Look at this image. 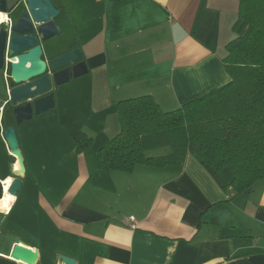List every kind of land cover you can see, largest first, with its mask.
<instances>
[{
	"label": "crops",
	"instance_id": "0c3cea01",
	"mask_svg": "<svg viewBox=\"0 0 264 264\" xmlns=\"http://www.w3.org/2000/svg\"><path fill=\"white\" fill-rule=\"evenodd\" d=\"M51 1L67 42L59 52L79 47L88 68L56 91L60 117L86 107L84 95L116 103L150 95L170 111L229 82L221 59L238 0ZM65 127L71 138L91 137L82 126ZM0 143L11 157L1 134ZM35 144L26 157L19 146L22 203L12 216L17 194L4 213L0 264H20L10 259L19 241L37 250L36 264H60L61 257L75 264H264V181L232 197L231 174H213L191 155L179 168L103 172L74 149V178L63 186L57 181L68 170L47 166ZM0 169V181L13 178L1 156ZM16 223L22 234L12 231Z\"/></svg>",
	"mask_w": 264,
	"mask_h": 264
},
{
	"label": "trees",
	"instance_id": "16d2710c",
	"mask_svg": "<svg viewBox=\"0 0 264 264\" xmlns=\"http://www.w3.org/2000/svg\"><path fill=\"white\" fill-rule=\"evenodd\" d=\"M232 32L226 85L170 111L150 95L116 103L118 132L96 152L100 171L179 168L191 155L213 174L229 171L232 197L264 181V0H238ZM72 140L76 153L92 143L82 132Z\"/></svg>",
	"mask_w": 264,
	"mask_h": 264
},
{
	"label": "water",
	"instance_id": "95a60500",
	"mask_svg": "<svg viewBox=\"0 0 264 264\" xmlns=\"http://www.w3.org/2000/svg\"><path fill=\"white\" fill-rule=\"evenodd\" d=\"M0 13L11 15L0 22V71L4 92L0 93V134L12 157L10 174L14 176L8 193L16 197L25 168L19 150L15 127L43 115L55 107V93L71 80L88 73L79 47L59 52L67 43L60 11L51 0H0ZM66 19L62 18L61 22ZM8 120L13 125L2 129ZM17 162L19 171L13 169ZM4 213L0 212V226ZM10 259L20 264H36L38 253L32 246L19 241L10 252ZM60 264H75L61 257Z\"/></svg>",
	"mask_w": 264,
	"mask_h": 264
},
{
	"label": "rangeland",
	"instance_id": "374dc122",
	"mask_svg": "<svg viewBox=\"0 0 264 264\" xmlns=\"http://www.w3.org/2000/svg\"><path fill=\"white\" fill-rule=\"evenodd\" d=\"M2 79L3 72L0 71V85L2 84ZM1 87L2 86H0V89ZM95 94L96 93L92 94V96L84 95V104L86 107H83L79 113L73 115L65 114L60 117V112L54 108L46 114L33 117L30 121L15 127L20 150L21 153L24 152L25 157L26 155H34L33 143L37 142V144H35V151L39 153H35V156L39 154V157H42L44 163L49 167L68 170V175L62 178L61 181H57L60 185L64 186L69 184L74 178V142L72 138L66 134L67 127L65 126L67 123H73L72 128L76 126L77 129L83 127L84 130L91 134L92 143L82 152L85 153L88 164H91L93 167H97V150L105 145L118 132L116 101L114 102L108 95L102 96L101 94ZM29 136L32 137L31 140H33V143L28 142L29 140H25ZM4 147L3 143H0V156L2 157L5 172L10 173L9 164L11 157L4 153ZM162 151L164 152L165 150ZM16 171H19V167H17ZM0 172V177H2L4 171L0 169ZM50 180L55 181L51 177L49 178V181ZM22 193L18 194L20 198L12 212V216L14 217H17L16 213L22 203ZM20 227V223H16V228L12 231L22 234L23 231L20 230Z\"/></svg>",
	"mask_w": 264,
	"mask_h": 264
},
{
	"label": "bare ground",
	"instance_id": "6f19581e",
	"mask_svg": "<svg viewBox=\"0 0 264 264\" xmlns=\"http://www.w3.org/2000/svg\"><path fill=\"white\" fill-rule=\"evenodd\" d=\"M4 19H5V15L0 14V22L3 21ZM10 180L12 181L11 177H10V179H6V181L4 182V189H3L4 195L0 199V212L1 213L7 212L9 210L12 202L14 201V197L11 194H9L7 191V188H9L8 185L10 183ZM1 185H2V182H1Z\"/></svg>",
	"mask_w": 264,
	"mask_h": 264
},
{
	"label": "flooded vegetation",
	"instance_id": "af4514ba",
	"mask_svg": "<svg viewBox=\"0 0 264 264\" xmlns=\"http://www.w3.org/2000/svg\"><path fill=\"white\" fill-rule=\"evenodd\" d=\"M4 15H5V19L2 22H6V21H9L11 19V15L9 13H6ZM13 124H14V122L11 120V125H13ZM6 179H10V177L4 178L0 181V196H1V193H2V196L4 195L3 189H4V182L6 181ZM1 182H2V185H1ZM10 183H11V180H10ZM10 183H9V185H10ZM9 185H8V187H9ZM7 191H8V188H7ZM2 196L0 197V199L2 198Z\"/></svg>",
	"mask_w": 264,
	"mask_h": 264
},
{
	"label": "built area",
	"instance_id": "2783aa9c",
	"mask_svg": "<svg viewBox=\"0 0 264 264\" xmlns=\"http://www.w3.org/2000/svg\"><path fill=\"white\" fill-rule=\"evenodd\" d=\"M8 21H6L5 23H7Z\"/></svg>",
	"mask_w": 264,
	"mask_h": 264
}]
</instances>
